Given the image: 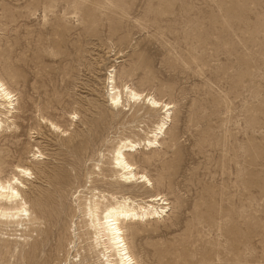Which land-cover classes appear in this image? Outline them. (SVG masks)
I'll return each mask as SVG.
<instances>
[{"label": "rangeland", "instance_id": "obj_1", "mask_svg": "<svg viewBox=\"0 0 264 264\" xmlns=\"http://www.w3.org/2000/svg\"><path fill=\"white\" fill-rule=\"evenodd\" d=\"M111 74L173 105L160 144L130 158L154 183L142 194L170 203L126 225L138 263L264 264V0H0V78L16 99L0 175L20 176L42 216L29 240L0 223V264L100 263L76 196L114 192L116 142L163 115L113 106Z\"/></svg>", "mask_w": 264, "mask_h": 264}, {"label": "bare ground", "instance_id": "obj_2", "mask_svg": "<svg viewBox=\"0 0 264 264\" xmlns=\"http://www.w3.org/2000/svg\"><path fill=\"white\" fill-rule=\"evenodd\" d=\"M109 80L111 84V93L109 96L110 102L113 106H131L132 102L133 104H136L145 101L150 110L157 111L158 109H162L163 115L160 117L158 124L153 130L145 132L146 137L143 140H134L125 137L116 142L111 153V164L113 165V176L115 177L113 183L115 189L114 192L105 194L99 192L96 188H89V194L76 196L77 201L75 200L76 206L74 208V215L76 213L80 214V223L82 222L81 226H84L87 229L86 234H84L92 239L91 243L89 242V248L90 250L96 249L97 260L100 261L99 264H139L129 245L125 233L126 225L163 217L166 215L170 203L167 201V198H165V195L159 192L149 196H144L142 194L141 191L143 190L152 191L155 189L154 183L147 174L138 170V167L131 162L130 158L133 153L137 152L142 147L151 149L160 144V137L165 134L171 120V110L173 105L172 103L163 102L153 95L139 92L129 85L120 88L117 85L113 74L110 75ZM124 95L127 97V104L124 103ZM14 97L15 95L13 92L0 78V105L6 109L5 111L0 109V129L11 127L9 120L16 111V99ZM52 125L59 129V127L53 122ZM34 156L38 157L43 155L40 153V155L34 154ZM95 167L98 170H102L100 164H97ZM30 168L20 165L18 166L19 172L23 173V175H32L33 172ZM24 185V181L16 174L6 179L0 175V223L7 225L13 224L16 225V227H20L25 233L23 234L25 237L23 240H27L29 237L28 235L31 233L33 234V231L35 230L33 227L35 224L38 223L40 226L39 223L41 222L42 216L30 210L27 198H25L26 196L24 197L23 194L24 191L22 186ZM74 192L76 193V191ZM77 217L80 218L79 216ZM73 225L76 227L77 223L73 221ZM75 227L74 230L76 229ZM73 236L74 237H71L68 242V252L74 247V245L71 244H76V240L82 238V235H79L78 232H75ZM9 239L11 240L12 238ZM82 240L84 239L82 238ZM13 246L16 248L17 243ZM80 254V252H76L73 257V263H80V259L77 261L74 260V258L80 256Z\"/></svg>", "mask_w": 264, "mask_h": 264}]
</instances>
